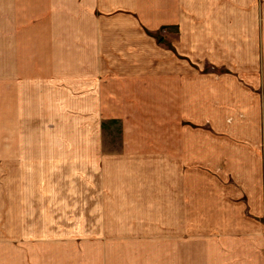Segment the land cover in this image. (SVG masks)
<instances>
[{
  "label": "crops",
  "instance_id": "1",
  "mask_svg": "<svg viewBox=\"0 0 264 264\" xmlns=\"http://www.w3.org/2000/svg\"><path fill=\"white\" fill-rule=\"evenodd\" d=\"M162 111L175 128L216 112L227 135L202 137L201 167L178 165L194 159L193 137H136L175 161L159 171L169 178L152 233L35 230L60 190L34 184L35 161L67 159V144L76 153L67 112L102 126ZM0 264H264V0H0Z\"/></svg>",
  "mask_w": 264,
  "mask_h": 264
},
{
  "label": "rangeland",
  "instance_id": "2",
  "mask_svg": "<svg viewBox=\"0 0 264 264\" xmlns=\"http://www.w3.org/2000/svg\"><path fill=\"white\" fill-rule=\"evenodd\" d=\"M66 114L68 115L67 126L62 133L66 136L67 142L71 139L76 140L75 146H72L75 147V155H71L74 151H70L69 144H67V159L35 161V168L42 170L38 172L35 169L34 184L50 183L54 186L59 184L60 187L58 192L52 191L50 193L51 197H54L51 201L50 223L35 224L36 231L49 230L50 235L57 232L60 235L81 234L83 237L94 235L104 237L106 234L152 233L154 230L152 217L156 211L159 214L160 210L154 204L161 199L160 195L163 192L160 191V187L164 180L169 178V176L161 175L159 171L167 170L170 173V169L175 167V161L156 159L152 152L153 145L136 143V137L150 135L152 138L154 135L170 136L176 133L180 140L186 138L184 141H189L193 137L194 159L191 161L190 159L179 160L178 165L188 166L192 164L201 167L203 158H201L200 141L202 137L206 136L214 140L219 135H227L223 122L215 121L218 120V113L213 111L210 112L211 123L209 126L201 124V113H199L197 117L199 121L195 122L198 123L197 126L183 128H175L169 125L171 114L169 111L160 113V121H156L152 112L142 113L143 118L135 117L133 113H129L125 116L126 119L124 117L122 119L125 126L121 118H118L119 121L115 124L110 122L101 126L100 118H90L88 113L82 112V116H77L73 112ZM194 117L196 119V113H194ZM136 119H139L140 125H137ZM214 121L216 124H213ZM32 129L38 130L34 127ZM23 131L26 132L25 129ZM232 134L249 135V127L245 125L244 128L237 129L236 132L232 131ZM95 140L98 142L101 140V144H98L99 151L97 154L93 150ZM123 141L127 143H123ZM185 145L182 144V146ZM210 145L215 147L216 143L213 142ZM100 146L102 151H100ZM140 147L146 151L142 154H136ZM92 153V160L85 158L86 155L91 156ZM102 153L107 155L108 159H100ZM96 155H98L97 161L93 160ZM70 156H75L76 159L71 160ZM204 161L208 162L205 159ZM48 162L56 164V168L49 171V176L44 175V166ZM215 162L217 161L211 160V166ZM73 163L76 165L71 167ZM78 163H82V168L75 170ZM95 164L99 173L102 169H108L109 174L90 175ZM77 171H81V175H78ZM74 172L75 175H73ZM94 184L99 185L95 187ZM100 184H109L111 192L108 199H113L114 206L105 207V201L100 197Z\"/></svg>",
  "mask_w": 264,
  "mask_h": 264
}]
</instances>
